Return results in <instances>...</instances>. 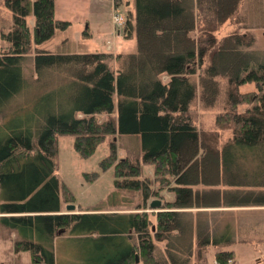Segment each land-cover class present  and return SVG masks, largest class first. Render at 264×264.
I'll return each instance as SVG.
<instances>
[{"label":"trees","instance_id":"trees-1","mask_svg":"<svg viewBox=\"0 0 264 264\" xmlns=\"http://www.w3.org/2000/svg\"><path fill=\"white\" fill-rule=\"evenodd\" d=\"M240 1L133 0L122 26L132 50L69 53L43 45L68 24L54 17L53 0H0L10 16L0 15V230L16 233L13 247L28 250L31 264H53L54 237L66 229L98 240L86 264H201L208 244L229 241L210 237L185 208L221 202L196 185L264 188V59L248 29L214 34L242 17ZM197 98L219 106L208 130L189 115ZM59 134L72 135L81 157L106 135H138L140 155L116 158L111 140L99 165H112L113 186L140 201L124 212L61 211L60 192L63 202L73 195L55 173ZM163 188L171 196L146 210ZM232 257L214 252L217 264Z\"/></svg>","mask_w":264,"mask_h":264},{"label":"rangeland","instance_id":"rangeland-1","mask_svg":"<svg viewBox=\"0 0 264 264\" xmlns=\"http://www.w3.org/2000/svg\"><path fill=\"white\" fill-rule=\"evenodd\" d=\"M53 0V15L59 19L68 21L62 30H56L54 36L45 45L52 52H91L105 51L118 52L130 51L134 48L133 39H124L122 26L126 11L132 9L133 0ZM117 13L122 17L119 25L113 21V15ZM0 15L9 20V12L1 7ZM31 13L27 15L29 19ZM239 15H242L240 17ZM236 19H226L215 30L216 37L232 29L243 31L248 29L254 38V46L260 56L264 59V0H241L237 9ZM242 18V19H241ZM5 24V21H4ZM5 42L0 38V49ZM30 59H25L23 71L28 75L31 70ZM165 79V77H163ZM241 90L253 89V83H244ZM218 105L202 107L198 98L189 109V115L197 127L209 129L214 126V118ZM97 119L106 118L105 113H96ZM222 137L227 136L229 130H223ZM114 140L116 158L125 155L130 157L140 155V139L138 135L115 134L106 135L96 144L94 150L85 157H81L73 148L71 134L57 135L56 169L55 173L70 190L73 195L71 202H63V194L60 192V202L66 205L74 204L71 211H130L140 197L136 193H128L116 189L113 186L112 165L101 168L99 160L108 152L109 142ZM95 171L97 174L93 179L87 175ZM152 173L151 164L142 165V174ZM154 186L157 184H153ZM229 198L237 199H264V188L227 186ZM163 198L170 197L171 193L165 188L160 190ZM223 193V192H222ZM152 199V198H150ZM149 199L147 204L149 203ZM64 208V209H65ZM78 208V209H77ZM156 208H147L151 210ZM258 212H248L235 215L239 228L247 227L251 239L248 241L230 240V233H222L221 229L216 232L214 238L217 240H229L221 243V246L234 248V254L230 264H253V255L264 251V215ZM227 219L226 215L214 218V226L219 228L221 221ZM251 229L253 231L251 232ZM260 229L261 231L257 230ZM263 230V231H262ZM221 232V233H220ZM7 230H0V264H31L28 250L17 251L13 247V240L18 236ZM98 240L89 241L69 233L66 229L58 233L53 240V264H86L95 255L98 249ZM9 251V252H7ZM19 252V253H15ZM206 264H215L213 248L208 246L203 254ZM253 259V260H252ZM87 261V262H88Z\"/></svg>","mask_w":264,"mask_h":264},{"label":"crops","instance_id":"crops-1","mask_svg":"<svg viewBox=\"0 0 264 264\" xmlns=\"http://www.w3.org/2000/svg\"><path fill=\"white\" fill-rule=\"evenodd\" d=\"M28 22L30 24L32 23V15H30ZM195 187L197 189H202L205 197H210L208 201L213 200L212 199L213 192H216L217 197H218V200H216V199H214V200L221 201V202H218L215 204H202L201 206L185 208V210H191V211L197 212V214L201 215L205 219L204 222H207L209 225L210 237H214L216 232H218V230L221 229L222 233H225V232L230 233V235H229L230 240L248 241L251 239V237L249 235H247L248 231H250V230L247 229L246 226H244L243 228H239L238 223L235 219V215L245 214L248 212H252V213L258 212L259 214L264 215V203L263 202L250 201L249 199H247L246 202H244L245 199H241V198L240 199L229 198L228 200H226V202H223V201H225V200H223V198H224L223 196H224V192L226 190L225 188L227 186L196 185ZM237 200H240L243 202H237ZM62 205H64V204H61V202H60L61 211H66V208ZM222 215H226L227 219L221 221V223L223 224L222 227L220 226L219 228H217V226H214L215 223H217L214 221V218L217 216H222ZM252 231H253V229H251V232ZM258 231H261V230L258 229L257 232ZM13 233L14 232H11V236ZM208 246H211L213 248V253L215 251H217L218 249L223 248V249L232 250L233 254H234V248H232L228 245L227 246H221L219 244L218 245L217 244H208L205 247L204 252L206 251ZM18 251H20V250H18ZM7 252H9V251H7ZM204 252H203V254H204ZM15 253H19V252H15ZM252 257L254 259V260L252 259L253 264H264V251H259V254L253 255ZM231 261H232V258H231L230 262ZM230 262H229V264H230ZM201 264H206L204 261V257L202 259ZM215 264H217V263L215 262Z\"/></svg>","mask_w":264,"mask_h":264},{"label":"water","instance_id":"water-1","mask_svg":"<svg viewBox=\"0 0 264 264\" xmlns=\"http://www.w3.org/2000/svg\"><path fill=\"white\" fill-rule=\"evenodd\" d=\"M148 205L151 208H158L160 205V199L159 198H152V199H150ZM74 207H75L74 204H68V205H66V210L71 211L74 209ZM135 261H137V255L136 254H135Z\"/></svg>","mask_w":264,"mask_h":264},{"label":"built area","instance_id":"built-area-1","mask_svg":"<svg viewBox=\"0 0 264 264\" xmlns=\"http://www.w3.org/2000/svg\"><path fill=\"white\" fill-rule=\"evenodd\" d=\"M122 20L123 19H122V17L119 14L115 13L113 15V21H114L115 24L119 25L120 23H122Z\"/></svg>","mask_w":264,"mask_h":264}]
</instances>
